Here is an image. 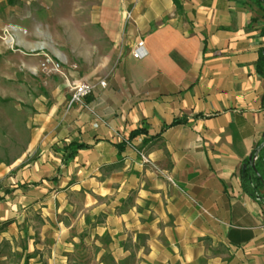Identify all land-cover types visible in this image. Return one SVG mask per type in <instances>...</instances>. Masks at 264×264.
Masks as SVG:
<instances>
[{
    "label": "crops",
    "instance_id": "obj_1",
    "mask_svg": "<svg viewBox=\"0 0 264 264\" xmlns=\"http://www.w3.org/2000/svg\"><path fill=\"white\" fill-rule=\"evenodd\" d=\"M122 3L117 35L114 2L60 1L43 13L42 29L14 35L22 51L62 64L111 63L85 76L98 84L86 106L52 92L44 140L62 146L44 160L62 185L74 178L76 189L134 202L136 214L124 219L142 240L141 264H264V206L241 178L264 138V0ZM120 31L124 51L111 58ZM139 40L143 58L133 56ZM73 141L89 147L65 159Z\"/></svg>",
    "mask_w": 264,
    "mask_h": 264
},
{
    "label": "rangeland",
    "instance_id": "obj_2",
    "mask_svg": "<svg viewBox=\"0 0 264 264\" xmlns=\"http://www.w3.org/2000/svg\"><path fill=\"white\" fill-rule=\"evenodd\" d=\"M59 1L64 7L114 2L115 35L122 17V0H0V264H141L142 240L130 237L124 219L136 214L134 202L76 189L74 178L62 185L54 163L44 160L57 146L44 140L50 128L44 123L64 77L41 70L47 56L22 51L14 35L42 29L43 13ZM123 51L121 36L111 58ZM99 64H63V71L73 81L111 63Z\"/></svg>",
    "mask_w": 264,
    "mask_h": 264
},
{
    "label": "built area",
    "instance_id": "obj_3",
    "mask_svg": "<svg viewBox=\"0 0 264 264\" xmlns=\"http://www.w3.org/2000/svg\"><path fill=\"white\" fill-rule=\"evenodd\" d=\"M146 55L145 45L143 40H139L133 49V56L135 58H143ZM41 70L52 75V74H61L64 77V83L60 85L66 86L67 95L66 100L68 105L72 106L73 104L79 103L86 106V99L90 96L97 87V83L91 80L88 77H82L76 80L71 81L68 78L66 72L63 71V64L54 60L52 57L47 56L45 61L41 64ZM100 85H104V82H100ZM140 157V160L143 165H151L152 162L149 156L142 150H136ZM257 156L254 157L253 162H255ZM254 199L256 202L264 206V186L256 189Z\"/></svg>",
    "mask_w": 264,
    "mask_h": 264
},
{
    "label": "trees",
    "instance_id": "obj_4",
    "mask_svg": "<svg viewBox=\"0 0 264 264\" xmlns=\"http://www.w3.org/2000/svg\"><path fill=\"white\" fill-rule=\"evenodd\" d=\"M257 71L260 75L264 77V52L262 51L260 53L259 60L257 63ZM263 104H264V96H263ZM179 122L180 120H175L172 122L171 125H174ZM141 132H144V130L137 129L131 133L130 137L134 138ZM118 146L122 149L125 147V143H121ZM87 147H89V144L81 143L77 141H73L67 144L64 147V151L67 154L65 159L72 158L73 155L79 149H83ZM255 156H257V159L255 162H253ZM241 178H242V185L244 190L253 197L255 196L256 189L264 186V138L259 143L257 148L253 151L251 156L244 161L241 169ZM0 200H2L1 196H0Z\"/></svg>",
    "mask_w": 264,
    "mask_h": 264
},
{
    "label": "bare ground",
    "instance_id": "obj_5",
    "mask_svg": "<svg viewBox=\"0 0 264 264\" xmlns=\"http://www.w3.org/2000/svg\"><path fill=\"white\" fill-rule=\"evenodd\" d=\"M120 36H121V31H120V33H119V38H120ZM108 60H109V57H108V56H107L106 58H104V60L99 64V65H100V66H99V67H100L99 69H102V68L107 64ZM61 93H62V95L59 97V100H60V98L63 97L64 94L67 93V88H66V86H62V87H61Z\"/></svg>",
    "mask_w": 264,
    "mask_h": 264
}]
</instances>
